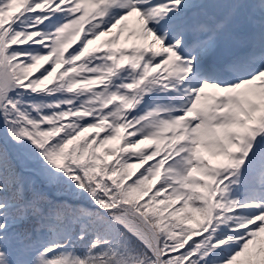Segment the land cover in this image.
<instances>
[{
    "label": "snow or ice",
    "instance_id": "snow-or-ice-1",
    "mask_svg": "<svg viewBox=\"0 0 264 264\" xmlns=\"http://www.w3.org/2000/svg\"><path fill=\"white\" fill-rule=\"evenodd\" d=\"M0 264H264V0H0Z\"/></svg>",
    "mask_w": 264,
    "mask_h": 264
}]
</instances>
